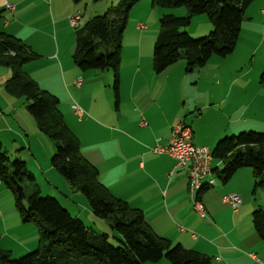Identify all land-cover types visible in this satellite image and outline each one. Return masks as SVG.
<instances>
[{
	"label": "crops",
	"instance_id": "crops-1",
	"mask_svg": "<svg viewBox=\"0 0 264 264\" xmlns=\"http://www.w3.org/2000/svg\"><path fill=\"white\" fill-rule=\"evenodd\" d=\"M99 1L0 0V21L5 19L0 22V32L18 39L36 56L35 59H44L56 68L54 72L45 71V67L41 69L31 65L36 62L33 61L24 64L22 70L41 89L59 98L64 122L79 140L83 157L98 169L100 182L116 198L142 211L157 236L211 257V264H264V242L252 225L253 211L263 208L264 202L253 199L255 193L258 194V188L255 190L252 170L242 168L237 171L233 176L241 185L237 188L228 185L218 188L217 193H206L213 187L203 188L205 193H199L198 201L203 204L206 215L201 217L189 193L188 169L177 168L170 156L154 153L151 149L157 139L167 144L177 121L184 120L193 129L194 144L213 152L219 140L233 136L243 128L242 116L246 109L238 108L242 98L234 89L240 91L250 87V93L256 96V108H264V86L259 83L257 87L248 83L237 85L239 79L234 76L240 70L242 74L246 72L244 68H228L225 58V61H214L213 65L207 64L190 73L186 72L184 60L160 74L155 73L153 48L160 29L155 24L158 13L154 15V9L151 12L155 17L153 24L137 25L130 21V26L138 32L140 42L132 55H122L117 97L113 90L115 77L112 71L92 70L94 73H84L86 81L83 80L81 86L74 85L82 77L77 71L79 67L62 64L61 51L55 48L56 40L68 35L70 16L85 7L86 14L88 12L94 17L110 5L106 2L108 5L105 8L98 7ZM255 2L252 11L247 9L243 21V24H249V29L253 26L262 28L261 36L253 34L261 43L253 52L252 62L254 53L260 52L264 44V0ZM8 5L14 9L9 10ZM237 51L236 47L231 58ZM261 64L262 74L264 54ZM0 68H3L0 69V142L9 155L8 149L12 148L15 154L30 151L37 157L40 143L44 146L45 135L37 128L34 118L26 113L27 101L22 102L6 90V83L12 77L11 69L1 63ZM70 89L77 90L81 95L80 100L74 103L84 110L83 117L75 113L74 103H70L67 95ZM257 94L263 95L262 100ZM214 114L222 115L224 120L214 118ZM143 122L146 125H142ZM38 166L45 175L51 174L57 183H62V179L52 173L51 164L44 168L42 162H38ZM211 166L218 179L215 170L220 171L224 167L222 160L213 158ZM59 193L67 200L68 207L65 209L69 213L84 224L82 215L91 221L88 228L95 230L93 225L102 222L99 221L102 219L92 215L84 196L71 194L69 190ZM232 193L240 196L241 210L234 211L223 202V197ZM262 193L264 196V191ZM7 214L17 216L18 225H25L13 209L11 213H0L2 225ZM17 237L3 234L0 240L10 238L17 242V250L0 244V251L14 258L37 249V233L26 243L18 242Z\"/></svg>",
	"mask_w": 264,
	"mask_h": 264
},
{
	"label": "trees",
	"instance_id": "trees-1",
	"mask_svg": "<svg viewBox=\"0 0 264 264\" xmlns=\"http://www.w3.org/2000/svg\"><path fill=\"white\" fill-rule=\"evenodd\" d=\"M139 1L119 0L115 9L94 16L82 28H77L74 64L82 70L112 71L116 97L122 36L129 15ZM253 2L255 0H152L154 7L186 9L184 17L164 15L159 21L160 32L153 48L155 73L164 72L180 60L185 61L186 72L190 73L204 68L213 57L223 59L231 55L237 46L245 13ZM202 14L209 18L213 31L206 37L193 39L183 28L190 25L194 16ZM35 57L18 39L0 32V63L12 71L6 90L14 97L26 99V110L37 128L56 144L52 168L69 183L73 192L87 199L94 216L122 236L121 246H112L108 234L88 228L58 200L42 197L26 163L11 161L0 142V178L12 190L22 221L34 222L39 235V245L34 252L15 259L0 251V264H147L164 258L169 264H211V257L157 236L142 211L116 198L100 182L98 169L83 157L79 140L64 122L59 99L41 89L22 70L24 63ZM260 83H264V72ZM212 154L224 164L220 171L215 170L222 184H227L238 170L250 168L255 190L264 187V133L241 132L219 140ZM25 189L29 190L27 195ZM25 200L28 208L22 206ZM252 225L264 242V208L253 211Z\"/></svg>",
	"mask_w": 264,
	"mask_h": 264
},
{
	"label": "rangeland",
	"instance_id": "rangeland-1",
	"mask_svg": "<svg viewBox=\"0 0 264 264\" xmlns=\"http://www.w3.org/2000/svg\"><path fill=\"white\" fill-rule=\"evenodd\" d=\"M112 1H114L113 5H111ZM106 2L110 4L108 7H106L108 5V4H106ZM118 3H119V0H100L97 3L98 7H104V8L106 7V8L102 9V11H100L101 13H99L98 15H103L109 9H115L118 6ZM255 3L256 2H253L251 4L250 8H248L249 11H252L251 9H254L253 6ZM81 10L84 13V15L82 13L83 18H84V20L82 21V26H81V28H82L89 20H91V18H93V16L92 17L89 16L88 12L86 14L85 7ZM152 10H153L154 15L157 16V13H158V19L156 20V23H155V24H157L158 29H160V22L159 21L164 15H174L177 17L186 16V9L184 7H181V8L179 7V8H175V9L159 8V7H154L152 5V0H140L135 5L132 12L130 13L126 28L123 32L121 58H122L123 53L126 55H132V53L138 49L139 42H140L138 32L136 31V29L134 27L130 26V21L137 23V25H140V24H143L145 26H146V24L151 25L154 23V18H155V17H152V14H151ZM98 15H96V16H98ZM4 21H5V19H2L0 22H4ZM248 25H249L248 23L243 24L240 35H239V40H238V43L236 46L239 51H237V54H234L235 56H233V58H231L232 57L231 55L233 53L228 58H225V59H227L226 66L228 68H236V70L238 68H244V72H246V73L242 74L243 71L240 70V72H238L236 74V76H234L235 79L236 78L239 79L237 85H245L248 83V84H251L252 86L257 87V85L259 83L261 86H264V83H260L261 71L263 70V66L261 64V56H262V54H264V44H263L262 50L260 52H258L256 55L254 53L255 59H254V62H252L253 52L258 47L259 43H261L259 40L256 39L255 36H253V34L261 36L262 28L253 26L251 29H249ZM0 27H1V24H0ZM183 31L187 32L191 36V38L199 39V38H203V37L208 36L210 34V32L213 31V25L210 22V20L206 14L196 15L192 18L190 25L183 28ZM77 32H78V29H74V28L69 26V29L66 32L68 35L66 37H64V36L58 37V39L56 40L55 48H56V51H58V50L61 51L60 60L62 61L63 65L76 67L74 64V60H73V53L75 51V46H76V34H77ZM150 46H152V43H150ZM146 49H147V47L145 48V50ZM225 59L213 57L211 59L212 61L210 60V62L208 64L213 65L214 61H225ZM33 61H36V62L33 63ZM180 61H182V60H180ZM180 61H178L177 63H179ZM30 63H33L31 65H34V67H36V68L43 69L45 67V71L50 70V71L54 72L56 70V68H54L50 62H47L44 59H40V60L34 59L32 61L30 60L29 62H26L24 64L27 65ZM177 63H175V64H177ZM77 68H75V69H77ZM0 69H3V68H0ZM77 71H79L80 75L82 76L80 78L82 80H85V81H86V78L84 77V73H88V74L94 73L92 70H82L80 68H78ZM226 82H229V80H227ZM49 83L53 84V82H49ZM234 90L242 98L239 105H238V108L243 109V110L246 109L244 111L243 116H242V120L244 121L243 128L239 129L235 133V135H238L241 132L264 133V108H262V107L256 108L257 100H256V96H254L253 93H250L251 88L249 87L247 89H242L240 91H239V89L235 88ZM67 95H68V98L70 100V103H74V101L78 102V100H80V98H81L80 93L77 90H73V89H70V91L67 92ZM257 97L262 100L263 95L258 96V94H257ZM18 98L21 99L22 102H25V100H26L23 97H18ZM97 98H99L98 95H97ZM74 104H76V103H74ZM80 108H82V107H80ZM25 111H26V113H28V111L26 109H25ZM213 117L214 118L219 117V119L221 121L224 120V117L220 114H214ZM43 137L45 139L44 146L40 143L39 152L36 153L37 157H34V155H32V153L30 151L23 152L21 154H15L12 152V148L8 149L10 152V155L9 154L8 155L11 158V161L21 160L22 162L26 163L28 173L31 174L35 178V182L38 186V189L41 192L40 194L42 197H45V198L49 197V198L56 199V200H58V202L61 204V206L63 208H66V207H68L67 200L65 198H63L59 192L60 191L65 192L66 190H69V192L71 194H76V193L71 190L69 183L56 170H54L52 168L53 169L52 173L54 175H56L57 177H60V179H62V183H57L51 174L45 175V173H43V171L38 166V162H42V166L44 168H47V166L48 165L50 166V164L52 166L51 160H52V157L54 156V154L56 152V144L54 142H52L48 137H46V136H43ZM34 143H35V141H34ZM34 143H33V146H34ZM45 158L47 159L46 161H45ZM36 159H38V160H36ZM213 175H214V169H213ZM214 178H215L214 179L215 185L213 186V188H210L209 191H206V193H209V192L210 193H212V192L217 193L218 188L228 187V185H235V188L241 186L240 183H238V180L235 178H232L225 185H223L219 179H216L215 176H214ZM204 191L205 190L202 189V190H200L199 193L203 194V193H205ZM256 191H258V194L255 193V196L253 197V199L254 198L255 199H257V198L262 199L264 202V196L262 193V191H264V187H261V188L258 187V189ZM24 192L27 195L29 193V190L25 189ZM78 194L80 195V197H83V195L81 193L78 192ZM237 196H239V195H237ZM83 199H85V198H83ZM85 201L87 203V200H85ZM15 203H16L15 196H14L12 190L10 188H8L7 184L5 183V180H2L0 178V213H2L3 211L11 213V211L13 209L15 211V213H17V215H19ZM87 205H88V203H87ZM22 206L25 208H28L26 200L23 201ZM240 206H241V204H240ZM245 208H247L246 205H245ZM70 210L72 211V209H70ZM239 210H241V208ZM92 215L94 216V214H92ZM94 217H96V216H94ZM82 218H83V221L85 222L86 226H90L91 221L86 219L85 215H82ZM16 219H17V216L11 217L7 214L4 225H2L0 223V237L3 234H6V235H8L10 237H14V238H16L19 235L17 237V241L20 243H26L30 239V237H32L33 235H35L37 233V236H38V241H37L38 244L37 245H39V235H38L36 224L34 222L25 223L22 221V219L20 217L21 222L23 224H25V225L20 226L16 222ZM99 221H102V222L98 223L97 226L93 225V227L95 228V230L94 229L93 230L98 232V233H101V234H106V235L108 234L109 242L112 246H114V247L121 246L120 241L122 240V236L119 233H117L116 231L112 230V228L106 222L103 223V220H99ZM106 226H107V228H105ZM179 226H181V224H179ZM200 236L202 237L203 235L200 234ZM0 244H4L8 247L14 248V251L17 250L15 247L17 245V242L11 241L10 238L0 240ZM176 244H178V243H176ZM176 244H174V245H176ZM34 251H32V252H34ZM32 252H29V253L24 252V253H21L19 255L13 256V257L15 259H19V258H22L23 256H25L27 254L32 253ZM147 264H169V262L166 258H164L163 260H161L158 263H147Z\"/></svg>",
	"mask_w": 264,
	"mask_h": 264
},
{
	"label": "built area",
	"instance_id": "built-area-1",
	"mask_svg": "<svg viewBox=\"0 0 264 264\" xmlns=\"http://www.w3.org/2000/svg\"><path fill=\"white\" fill-rule=\"evenodd\" d=\"M13 10L12 5L7 6ZM83 16L81 12L69 17V24L77 29L82 26ZM83 80L78 79L74 85L81 86ZM73 109L79 117H83L84 111L79 105L74 104ZM142 125H146L145 122ZM154 153L170 156L176 162L177 168H187L189 177V193L195 200V208L201 217L206 213L203 204L198 201V195L203 188L213 187L214 175L211 162L213 154L207 147L194 144L193 129L184 120L177 121L172 129L171 137L167 144H162L161 139H157L151 148ZM223 202L229 204L234 211L240 207L241 199L237 194H228L223 197ZM254 257V256H253Z\"/></svg>",
	"mask_w": 264,
	"mask_h": 264
}]
</instances>
